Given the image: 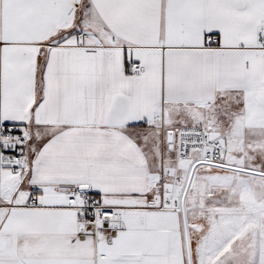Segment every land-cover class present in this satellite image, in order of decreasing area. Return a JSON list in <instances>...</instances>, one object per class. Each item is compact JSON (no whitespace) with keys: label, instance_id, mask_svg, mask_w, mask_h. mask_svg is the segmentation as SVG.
<instances>
[{"label":"snow or ice","instance_id":"obj_1","mask_svg":"<svg viewBox=\"0 0 264 264\" xmlns=\"http://www.w3.org/2000/svg\"><path fill=\"white\" fill-rule=\"evenodd\" d=\"M0 264H264V0H0Z\"/></svg>","mask_w":264,"mask_h":264}]
</instances>
